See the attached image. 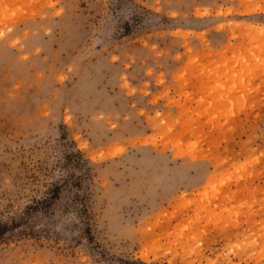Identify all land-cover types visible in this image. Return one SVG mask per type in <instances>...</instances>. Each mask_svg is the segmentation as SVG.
<instances>
[{"label": "rangeland", "instance_id": "1", "mask_svg": "<svg viewBox=\"0 0 264 264\" xmlns=\"http://www.w3.org/2000/svg\"><path fill=\"white\" fill-rule=\"evenodd\" d=\"M264 0H0V264H264Z\"/></svg>", "mask_w": 264, "mask_h": 264}, {"label": "trees", "instance_id": "2", "mask_svg": "<svg viewBox=\"0 0 264 264\" xmlns=\"http://www.w3.org/2000/svg\"><path fill=\"white\" fill-rule=\"evenodd\" d=\"M51 197L33 201L19 214L14 215L6 222H0V241H8L19 237H33L37 234L34 226L37 222V213L45 211L51 205ZM36 237V236H35Z\"/></svg>", "mask_w": 264, "mask_h": 264}, {"label": "bare ground", "instance_id": "3", "mask_svg": "<svg viewBox=\"0 0 264 264\" xmlns=\"http://www.w3.org/2000/svg\"><path fill=\"white\" fill-rule=\"evenodd\" d=\"M260 31H261L262 33H264V29L260 28Z\"/></svg>", "mask_w": 264, "mask_h": 264}]
</instances>
